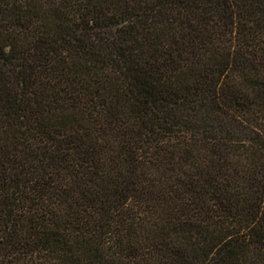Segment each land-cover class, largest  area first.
Returning a JSON list of instances; mask_svg holds the SVG:
<instances>
[{"label":"trees","instance_id":"1","mask_svg":"<svg viewBox=\"0 0 264 264\" xmlns=\"http://www.w3.org/2000/svg\"><path fill=\"white\" fill-rule=\"evenodd\" d=\"M0 264H264V0H0Z\"/></svg>","mask_w":264,"mask_h":264}]
</instances>
